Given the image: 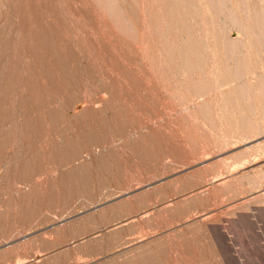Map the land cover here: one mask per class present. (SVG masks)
Masks as SVG:
<instances>
[{
    "label": "rangeland",
    "instance_id": "1",
    "mask_svg": "<svg viewBox=\"0 0 264 264\" xmlns=\"http://www.w3.org/2000/svg\"><path fill=\"white\" fill-rule=\"evenodd\" d=\"M0 264H264V0H1Z\"/></svg>",
    "mask_w": 264,
    "mask_h": 264
},
{
    "label": "bare ground",
    "instance_id": "2",
    "mask_svg": "<svg viewBox=\"0 0 264 264\" xmlns=\"http://www.w3.org/2000/svg\"><path fill=\"white\" fill-rule=\"evenodd\" d=\"M1 1V0H0ZM48 39V38H47ZM46 39V40H47ZM48 43H50V42H48ZM50 46V45H49ZM47 47V46H46ZM54 48H56L55 46H54ZM51 49H52V46H51ZM37 50V49H36ZM55 50H57V49H55ZM37 52V51H36ZM38 53V52H37ZM38 56V55H37ZM49 77V76H48ZM49 81V80H48Z\"/></svg>",
    "mask_w": 264,
    "mask_h": 264
}]
</instances>
